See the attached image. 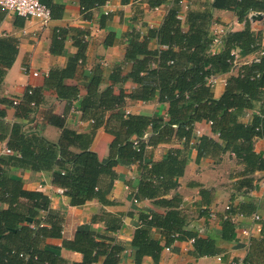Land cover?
I'll use <instances>...</instances> for the list:
<instances>
[{
  "label": "trees",
  "instance_id": "obj_1",
  "mask_svg": "<svg viewBox=\"0 0 264 264\" xmlns=\"http://www.w3.org/2000/svg\"><path fill=\"white\" fill-rule=\"evenodd\" d=\"M38 1L49 8L51 18L62 13V7L53 0ZM107 1L79 0V4L81 11L85 12ZM121 1L126 3L128 0ZM162 2L147 0L151 8ZM174 3L182 5L179 0ZM203 6L202 10L187 12L186 30L181 27L179 10L171 7L160 26L149 29L146 38L141 39L131 31L125 51V59L131 64L130 71L120 78L122 69L118 66L111 76L114 83L125 78L135 83L136 88L130 95L122 92L116 95L111 86L99 92L101 69L94 71L80 109L84 115L93 117L100 110L96 125L103 124L105 130L114 136L105 163H101L97 155L89 150L92 133L81 134L67 128L64 117L51 111L45 114V122L60 130L58 140L52 143L36 132L22 133L19 124L3 121L6 111L0 107V140L6 139V147L11 151L0 156V202L7 204V208L0 209V264H64L55 249H45L42 244L47 237H62L60 220L50 217L49 226H40L35 220L39 211L47 210L49 197L40 191L24 189L20 180L9 176L10 167L34 172L50 171L52 184L63 189L73 206L92 199L104 205L109 203L107 188L110 180L115 178L113 168L119 159L139 164L140 181L133 198L137 201L154 199L155 203L167 208L163 215L140 214V225L131 241L136 248L135 264H140L142 256H151L155 263L160 259L161 245L149 234L152 227L163 230L167 243L175 239H192L191 252L195 257L217 253L214 240L193 235L182 228L184 215L177 208L179 199L164 198V194L176 187L177 178L183 174L185 161L180 151L170 150L159 161H143L146 143L156 145L174 134L187 144L194 124L204 121L210 122L212 132L217 134L221 143L202 135L196 143L199 156L229 151L245 165V172L252 174L255 170L264 169V157L253 148L255 138L264 140V114L255 116L250 123L240 119L243 110L250 108L252 102L264 93V49L263 55L244 65L241 73L227 79L219 98L213 97L211 86L207 83V78L216 71L227 72L232 67V51L249 53L259 48L260 34L250 29L249 13L263 12L264 0H212ZM214 9L233 11L238 21L245 25L241 31H226L221 36L222 50L218 53H210L213 36L209 30ZM2 15L0 10V18ZM24 21L23 17L16 15L13 24L22 26ZM86 34L72 27L54 28L49 52L61 54L66 38L70 36L77 49L74 56L64 67H51L43 87H28L18 104H12V99L0 97V105L14 107L17 115L25 116L34 113L43 102L45 89L55 91L60 99L69 101L76 98L78 87L65 81L74 78L85 62ZM149 39H155L163 48L149 50ZM17 52L16 38L0 37V84L15 61ZM155 92H158V100L167 105L166 117L120 111L126 97L145 102ZM106 112L111 114L104 120ZM148 128L151 129V136L145 143L142 140ZM135 139L139 140L138 149H133ZM245 183L251 186L250 180ZM237 212L247 214L242 208L233 207L228 213ZM120 224L119 216L107 214L105 231H115ZM234 230L235 224L222 218V237L231 239ZM61 247L82 255V260L73 264H118V255L123 250L121 245L113 243L111 237L84 230H77L71 239H64Z\"/></svg>",
  "mask_w": 264,
  "mask_h": 264
},
{
  "label": "crops",
  "instance_id": "obj_2",
  "mask_svg": "<svg viewBox=\"0 0 264 264\" xmlns=\"http://www.w3.org/2000/svg\"><path fill=\"white\" fill-rule=\"evenodd\" d=\"M175 0H163L151 8L147 0H108L104 5L81 11L79 0H53L62 7V13L53 17L47 27L39 23L25 20L22 26H14L16 15L7 13L0 8L3 14L0 18V37L12 36L18 41V52L12 66L6 71L0 84V97L4 99H17L21 101L28 87H43L45 76L51 67H64L77 49L69 37L61 54H51L49 45L52 32L56 27H72L85 31L87 34L85 48V62L78 68L74 78L65 81L68 85L77 86L78 95L72 100L60 99L56 92L50 89L43 91V102L35 112L25 116L16 114L15 108L3 106L6 116L3 121L24 126L30 132H36L48 142L55 143L60 130L45 122L48 111L62 116L65 126L81 134L92 133L89 150L97 155L101 163L109 157V146L114 136L108 133L103 124L96 125V117L86 116L80 109L81 100L86 96V88L97 68L101 69L102 80L98 91L112 87L116 95L124 93L130 95L136 84L129 78L113 82L114 69L121 67L119 77L127 75L131 64L125 59L126 47L131 39V31L138 34L141 39L146 38L149 29L160 26L167 11L177 7L181 19V27L187 29L186 15L189 10H202L204 3L212 0H186V5L177 6ZM252 13H249V16ZM245 27L239 22L231 10L214 9L213 21L209 33L224 35L226 31H241ZM249 27L259 32V48L246 53L236 51L233 65L227 72L216 71L213 76L215 83L211 87L214 98H219L224 90L227 79L241 73L242 67L252 60H257L264 49V23L260 20H251ZM148 48L157 51L163 47L155 39H149ZM221 46H212L210 53H218ZM166 103L158 100V92L145 102L125 98L120 111L125 114H141L146 116L166 117ZM111 114L106 112L104 120ZM264 114V93L252 106L243 110L241 121L252 122L255 116ZM103 120V121H104ZM96 126V127H95ZM202 135L213 138L221 143L217 134L211 130L208 122L194 124L189 143L184 142L174 134L169 139L150 145L146 142L151 136L148 128L144 141V162L159 161L170 150H179L184 158L183 174L177 178L175 188L164 194V198L179 199L177 208L184 215L183 229L193 235L208 237L215 241L217 253L213 256L195 257L192 254V239H175L166 242L163 230L152 227L150 237L161 245L160 259L154 262L151 256H142L140 264H264V169L255 170L252 174L245 172V165L233 153L226 151L214 155L199 156L197 140ZM144 143V144H145ZM6 139L0 140V156L4 155ZM255 152L264 157V140H253ZM115 178L110 180L107 188L108 204H101L92 199L82 205L70 204V197L63 193V189L52 184L50 171L34 172L19 167H10L9 176L20 180L26 190L40 191L49 197L47 210L39 211L35 220L40 226H49L50 217L60 220L62 237H47L42 241L45 249H55L63 259L64 264H73L82 260L78 252L62 248L64 239H71L77 230L92 231L98 235L108 236L113 243L121 245L123 250L118 255V264H135L136 248L131 245L134 231L140 225V214L156 213L163 215L167 208L155 203V200H138L133 202V194L140 181V170L137 162L118 160L114 166ZM250 180L249 187L245 181ZM230 204L233 208H242L247 214L235 222V230L231 239L222 237V217L224 207ZM7 208V204L0 202V209ZM214 214V217L211 214ZM107 214L117 215L121 219L120 227L112 232L105 231ZM252 214L259 216V221L252 219ZM32 226V225H31ZM250 233L242 234V229ZM166 248H169L166 250ZM101 261V260H100Z\"/></svg>",
  "mask_w": 264,
  "mask_h": 264
},
{
  "label": "built area",
  "instance_id": "obj_3",
  "mask_svg": "<svg viewBox=\"0 0 264 264\" xmlns=\"http://www.w3.org/2000/svg\"><path fill=\"white\" fill-rule=\"evenodd\" d=\"M180 4L186 5V0H179ZM0 7L4 8L7 13L18 15L23 17L25 20H36L39 25L43 27H47L52 20L51 18V12L49 8H47L45 5L40 3L38 0H0ZM252 14L249 16V18L252 20L254 16H256L258 13L261 16L260 21L264 23V11L263 12H251ZM255 20V19H253ZM213 44L212 46H220L221 43V35L213 34ZM261 55H263V51L260 52ZM233 57L236 55V51H232ZM234 61V60H233ZM152 66H155V64L152 63ZM207 83L212 87L215 83V78L213 75L209 76L207 78ZM19 100L12 99V104L16 105L18 104ZM33 105V104H32ZM210 124V122H209ZM21 132L22 133H29L28 129L24 126H21ZM139 140L135 139L133 141V149H138ZM4 154H10L11 151L9 149H4ZM133 202H137L135 198H132ZM232 208L230 204H227L224 207V215L223 219H228L233 224H235L236 220L238 218H243L245 215L243 213L237 212L233 214H229V209ZM212 217H214V214H211ZM252 219L255 222L259 221V216L256 214H252ZM242 234H248L250 233V230L243 228ZM169 248H166L168 250Z\"/></svg>",
  "mask_w": 264,
  "mask_h": 264
},
{
  "label": "water",
  "instance_id": "obj_4",
  "mask_svg": "<svg viewBox=\"0 0 264 264\" xmlns=\"http://www.w3.org/2000/svg\"><path fill=\"white\" fill-rule=\"evenodd\" d=\"M253 19L260 20V19H261V16H260V14L258 13L256 16H254V17H253Z\"/></svg>",
  "mask_w": 264,
  "mask_h": 264
},
{
  "label": "rangeland",
  "instance_id": "obj_5",
  "mask_svg": "<svg viewBox=\"0 0 264 264\" xmlns=\"http://www.w3.org/2000/svg\"><path fill=\"white\" fill-rule=\"evenodd\" d=\"M262 247L264 248V244L262 245Z\"/></svg>",
  "mask_w": 264,
  "mask_h": 264
}]
</instances>
